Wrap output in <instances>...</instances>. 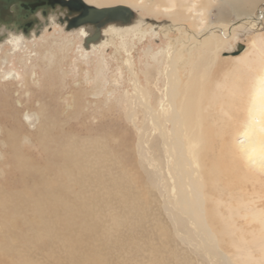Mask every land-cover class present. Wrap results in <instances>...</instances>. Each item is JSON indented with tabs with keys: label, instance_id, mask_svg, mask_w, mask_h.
<instances>
[{
	"label": "rangeland",
	"instance_id": "obj_1",
	"mask_svg": "<svg viewBox=\"0 0 264 264\" xmlns=\"http://www.w3.org/2000/svg\"><path fill=\"white\" fill-rule=\"evenodd\" d=\"M84 1L98 8L126 7L145 19L172 20L182 26L172 33L179 41L148 23L142 34H104L87 43L80 27L58 23L0 44V264H94L99 256V264H230L228 257L239 264H264V138L257 137V132L264 135V0L255 4V20L220 19V1H214L201 33L157 6ZM223 25L234 29L219 53L223 64H214L224 71L242 65L233 55L239 44L249 49L246 58L252 64H243L249 86L234 122L236 136L215 122L205 134L211 139L207 136L199 151L204 169L214 173L218 189L213 194L223 200L222 215L228 222L232 218L241 235L239 242L225 237L221 243L228 260L209 257L185 228L176 227L167 202L172 182L163 144L157 134L145 143V109L135 97L132 63L126 64L130 56L140 85L151 90L150 72L161 91L167 52L187 45V60H198L196 51L187 53L188 34L198 36L192 46L200 47L210 30L221 34ZM188 67L186 62L181 67L184 79ZM217 78L225 81L223 75ZM215 79L212 73V84ZM255 86L261 88L259 104L253 102ZM152 96L155 102L157 94ZM251 124L256 132L247 135ZM55 188H61V198H54ZM19 195L27 197L26 204ZM133 204L140 208L130 210ZM233 208L234 217L229 215Z\"/></svg>",
	"mask_w": 264,
	"mask_h": 264
},
{
	"label": "bare ground",
	"instance_id": "obj_2",
	"mask_svg": "<svg viewBox=\"0 0 264 264\" xmlns=\"http://www.w3.org/2000/svg\"><path fill=\"white\" fill-rule=\"evenodd\" d=\"M88 1L99 4L101 6H106V4H111L117 1L132 2L135 5L143 3L142 5L147 6L148 10L153 9L157 6L159 9H163L166 15L172 16L173 18H176V20L178 18L184 19L183 22H185V20H188L191 25L196 28V33H201L203 30V26H205L206 20H208L209 15L212 13L211 8H213L214 6V1L218 0H160L162 1V3L157 5L156 3L153 4V2H151L150 0H142L143 2L140 0ZM148 1L149 3L151 2V4H149ZM219 1L220 2L216 8L218 18L228 19V17L234 16V19H236L240 18L242 15L247 16L248 19L251 18L252 20H255L252 16V12L254 10V7L256 6L255 4L259 3L262 0ZM121 9H123L124 11H130V9L126 7ZM66 11L68 12V10ZM113 13H115V11H113ZM61 16H65V14H63L62 12L50 13L47 17V20L49 22L48 26L58 23L65 25V22L59 21V17ZM38 17L41 23L47 21L40 13L38 14ZM118 20L120 19H112L104 23L103 27L101 28L99 40L102 39L104 34L117 35L121 33L126 34L132 31H137L142 34L143 30L141 27L148 23H152L154 25L155 31H157V28H160L161 34H163L169 40L173 39L175 43H177L179 39L178 37H172V33L175 30H178L179 32L182 31V26H176L171 22L172 20H165L162 22L161 20L159 21L152 18L144 19V17L138 16V14L136 13L133 20L134 22H132L131 24L121 26L118 23ZM46 26L47 25L44 24V27L40 29V32L42 30L44 31ZM95 26V24L88 23L87 25L85 24L81 26L80 29H82L85 33V37L91 38L93 37V32H95ZM219 29L221 34H216L213 30H210L208 37L202 36L203 38L200 42V47L192 46L198 36L194 35V33L188 34L186 38L190 45H192H189L190 50H188L187 53L190 52L189 55H191L196 51L197 53H199L198 60H196L194 57H190L187 60L188 54L185 56V49L187 48V45H183L180 49L175 48L173 52H167L168 62L161 70V74L163 77V88L161 91L158 90L157 86V81H159V79L155 78L154 80V75H150V72L147 74V81L151 85V90L148 87L144 88L140 85L141 83L135 70V62L132 58H130V56L127 58L126 64L128 63L131 65L132 63V66L128 68L133 77L132 81L135 89V97H139V99L142 101L141 104L145 109V117L148 123H146L144 127L146 131L144 130L143 132L146 137L145 143L147 141H151L153 139V136L157 134L163 144V150L167 158V162H165L168 164L167 170L170 174L172 182V193H169L167 202L168 204H171V208H173L172 210H170V214L176 224V227L178 225L181 228H185L190 234V237L192 239L194 238V240H197L196 243L199 248L201 247V249L209 257L215 258V256H222L224 259H227V253H225L221 249V243L224 241L225 237L229 238V240H231L232 242H239L241 235H238L236 233L238 231H235L234 224L233 227L231 226L232 218L229 219L231 222H228L227 220H225V218L227 217H223V212L219 208L223 204V200L221 197H216L213 194L214 190L218 189L214 173L204 169V160L201 158L202 156H199V151L201 149V146H205V143H207L206 137L208 135L205 136V134L207 130L211 129V127L214 128L215 122H218L217 125H219V127L227 126V131L232 136H234L235 133L238 132L235 130L234 122L239 118L240 110L241 108H243V104L246 103L245 101H247V98L245 96L249 86V84L246 83L242 78L244 71L246 72V69L248 68V66L247 68H244L243 64L247 63V65L250 64V66H252V64L250 61L251 59L248 60V58H246L249 49H245L244 46V52L240 51L237 54H233L235 55L236 59H239L243 62H241L242 65H232L234 66V68L231 71H228L227 69L224 71L223 67H221L223 63L222 59H220L219 57V53L221 47L226 42L225 38L234 28L231 26L223 25L222 27H219ZM3 33H6L7 36L0 42V44L6 40L11 41L12 43H16L19 41V39L27 37L23 34V31L9 30L6 29L5 26H2L0 28V34ZM34 34L35 30L32 29L29 37H33ZM99 40H94L92 42H98ZM216 61H221L222 64L217 67V63L214 64ZM184 62H186L187 66L189 65L185 79L183 77V71L181 69ZM255 67H253V71L257 69ZM212 73L215 74L216 86L215 84H212L213 82L210 81ZM253 74V76L255 77L258 76L257 73ZM220 75L225 76L224 82L218 81L219 79L217 77H219ZM50 79L53 80L52 75L49 76V80ZM260 91L261 88L257 86L253 87V97L255 98L253 102L255 104H259L260 102L259 98L261 97V95L259 98H257ZM152 92H155L157 94V100L155 102L153 100ZM160 96H162V99ZM40 110L42 109L40 108ZM261 116L262 120H264V111H262ZM221 121L222 125L220 124ZM251 125V127L247 128L246 126L247 129L245 128L247 135H250L251 131L257 129L254 128L253 124ZM258 134L259 133L257 132V137L259 136L261 139L264 138V135ZM208 138L211 139L210 136H208ZM220 138L222 137L219 136L218 139ZM94 141H92V144ZM148 160L157 164L153 156H149ZM162 170H160V173ZM163 186L165 187V183L163 184ZM61 197V188L59 189V191H57V188H55L54 198L56 199ZM19 198H21L22 200L24 199L23 202L24 204H26L27 197H22L19 195ZM54 204H56V202H54ZM39 206L40 204H37V207ZM137 206V204H133L130 207V210L139 209L140 207ZM230 212H232V214L229 215H233V217L238 213H235L234 208ZM224 215L226 214L224 213ZM115 225H120L118 219H115ZM224 255L226 256L224 257ZM100 257L101 256L95 259L94 264H99ZM228 259V263L230 264H239L237 263V261L232 260L230 257H228Z\"/></svg>",
	"mask_w": 264,
	"mask_h": 264
},
{
	"label": "water",
	"instance_id": "obj_3",
	"mask_svg": "<svg viewBox=\"0 0 264 264\" xmlns=\"http://www.w3.org/2000/svg\"><path fill=\"white\" fill-rule=\"evenodd\" d=\"M0 0V28L5 26L6 29L23 31V34L27 37L30 36L32 29L35 30V34L38 35L40 33V29L45 25H48L49 22L47 17L50 13L62 12L67 17L69 22L72 21L70 16H74V14L83 13L86 10L88 11V23L95 24L96 29L93 32V37H87L86 42H90L92 40H99L101 34V28L105 23V19H101L99 22H92L97 13H107L110 11H118L122 8V6H117V9L114 8H98L93 5L88 4L84 0ZM68 10V12L66 11ZM123 10V9H121ZM91 11H94L91 13ZM41 14L47 21L41 23L38 14ZM131 12H128L129 16ZM135 13L132 12V19H134ZM131 18V16L127 19V21ZM63 22V20H62ZM131 22V19H130ZM102 23V24H101ZM70 28V27H69ZM6 33L0 34V42L6 38ZM244 45L239 44L238 50L233 52V54H237L240 51H243Z\"/></svg>",
	"mask_w": 264,
	"mask_h": 264
},
{
	"label": "flooded vegetation",
	"instance_id": "obj_4",
	"mask_svg": "<svg viewBox=\"0 0 264 264\" xmlns=\"http://www.w3.org/2000/svg\"><path fill=\"white\" fill-rule=\"evenodd\" d=\"M70 2V0L68 1V3ZM94 12V11H91V13ZM88 11L86 10L85 12L83 13H78V14H74V16H70V19H72L71 22H69L67 20V16H61L59 17V21L62 22H65V26L67 25L68 27H81L83 25H85L88 21ZM128 15V12L124 11V10H120V11H117V13H113L112 11L110 12H107V13H97L96 17L94 19H92L91 21L92 22H99L101 19H105V22H107L108 20H112V19H120L118 20V23L121 25V26H125L126 24H131L132 22H134L132 19V13L131 15L127 16ZM131 16V22H130V19L127 21V19ZM145 19V18H144ZM87 25V24H86ZM94 41V40H92ZM90 41V42H92ZM89 42V43H90Z\"/></svg>",
	"mask_w": 264,
	"mask_h": 264
}]
</instances>
